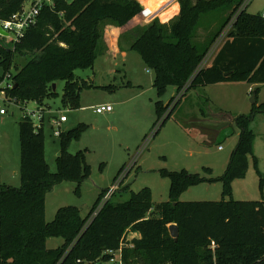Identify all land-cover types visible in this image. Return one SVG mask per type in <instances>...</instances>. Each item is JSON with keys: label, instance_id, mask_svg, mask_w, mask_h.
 I'll return each mask as SVG.
<instances>
[{"label": "trees", "instance_id": "trees-1", "mask_svg": "<svg viewBox=\"0 0 264 264\" xmlns=\"http://www.w3.org/2000/svg\"><path fill=\"white\" fill-rule=\"evenodd\" d=\"M25 1L0 0V20L20 11ZM54 1L55 9L44 8L20 43L10 47L0 41V66L5 72L0 82L7 75L12 77L9 95L18 101L43 105L47 98L57 96L53 85L64 81L62 104L78 109L82 89L92 86L80 83L75 71L93 68L104 54L102 39L108 23L121 28L126 49L137 50L154 72L153 86L159 99L170 87L175 89L176 97L168 104L156 103L154 137L190 90L221 83L264 84V18L247 9L240 11L244 0H179L175 12L158 16L149 25L143 23L152 12L142 0ZM225 13L227 19L212 32L211 22ZM233 17L226 41L212 64L203 67ZM200 30L205 36H200ZM257 112H264V104L254 107L249 115L234 117L238 143L222 176L210 177V168L203 169L208 177L184 169L166 171L164 177L171 182L167 202L154 204L149 188L132 191L116 204L106 201L90 224L108 190L100 193L87 216L79 208L67 206L57 211L52 222L45 218L47 195L58 184L64 180L80 184L90 176L83 167L84 155L67 150L71 140L81 138L85 125L60 136L58 172L52 173L45 158L43 119L35 125L22 117L21 186L4 184L0 172V264L102 262L108 258L107 251L121 245L124 264H264V200L237 201L230 193L232 182L244 178L249 169L255 140L249 125ZM203 182L222 183L230 198L180 200ZM171 226L178 228L176 238L171 235ZM51 239L63 241L58 250L48 249Z\"/></svg>", "mask_w": 264, "mask_h": 264}, {"label": "rangeland", "instance_id": "rangeland-1", "mask_svg": "<svg viewBox=\"0 0 264 264\" xmlns=\"http://www.w3.org/2000/svg\"><path fill=\"white\" fill-rule=\"evenodd\" d=\"M166 1L145 0L152 14L145 19L143 25H149L155 19H150V16ZM174 5L158 16L164 17L175 12ZM263 10L264 0H251L247 7L250 14H261ZM227 16L225 13L219 16L218 21H212L211 31L216 33ZM231 30L230 22L212 53L219 51ZM116 32L118 35L113 36ZM103 34L102 49L105 55L98 57L93 68L75 71L80 83L86 81L92 86L82 89L78 109L63 106L64 81L56 84L57 96L47 98L43 105L31 102L22 106L27 111L43 110L45 158L52 173L58 172L57 158L62 150L61 139L55 136L57 127L53 120L60 119L61 116L67 117V122L62 125L64 134L85 125L81 138L71 140L67 150L74 155H84L83 167L88 168L90 176L80 184L64 180L47 195V222H52L57 211L67 206H75L83 216H87L100 193H106L114 185L117 189L111 195L108 205L127 199L132 191L138 193L145 188L150 189L154 204L167 202L171 182L164 177L166 171L184 169L192 174L208 177L210 175L203 169L210 168L213 171L210 177L222 176L238 143L239 130L234 124V117L249 115L254 107L264 104V84L221 83L190 90L182 97L166 125L154 137L156 103L161 101L166 105L176 97L173 95L175 89L170 87L159 99L153 86L154 72H148L150 69L137 50L126 49L127 42L120 37L121 28L108 23ZM200 36H205L203 30H200ZM214 58V55L207 58L203 62L204 66H210ZM4 73V68L0 66V77ZM258 88L257 102L252 103V94ZM184 92L185 90L180 94ZM103 102H110L114 111L96 114L94 110ZM7 108V115H0L1 179L6 185L20 187L19 121L24 110L15 105ZM203 111L209 121L200 116ZM197 118L205 122H199ZM40 123L39 120H34L35 125ZM249 128L255 135L253 156L249 159L246 176L233 181L230 190L231 197L237 201L264 200V112L255 113ZM120 177L122 180L117 184ZM228 198L230 197L224 193L222 183L203 182L184 193L180 200L220 201ZM62 244V240L51 239L47 247L58 250ZM85 262L97 264L100 260Z\"/></svg>", "mask_w": 264, "mask_h": 264}, {"label": "built area", "instance_id": "built-area-1", "mask_svg": "<svg viewBox=\"0 0 264 264\" xmlns=\"http://www.w3.org/2000/svg\"><path fill=\"white\" fill-rule=\"evenodd\" d=\"M67 1L70 2L72 0H67ZM142 1H145V0H142ZM177 1H179V0H167L164 5H161L162 6L161 8H159L152 16H150V19L158 17L159 14L164 12L167 8H169L170 6L175 4ZM250 2H251V0H244L242 6L240 8V11L246 10L248 5L250 4ZM55 7H56V3L54 0H26L20 11L13 14L7 20H0V28H2L4 31L7 32V35H3L0 33V41H3L5 46L14 47L18 43H20L21 40L25 37L26 32L31 27H33L37 24L38 17L44 8H49L51 10H54ZM261 14H262V17L264 18V10ZM235 18L236 17H234L231 21V27H233V24L235 22ZM221 35H220V37H221ZM220 37L217 39V41L215 42V44L213 45V47L209 51L205 60L216 54V53L215 54L212 53V51L215 49L214 48L215 45L220 41V39H221ZM224 42L222 43V46H223ZM216 50H218V49L216 48ZM202 66L205 67L204 64ZM148 72H151V70H148ZM12 88H13L12 77L10 75H7L4 78V80L2 82H0V115L1 116L7 115V113H8L7 106L15 105L16 107H20L21 110L22 109L24 110L22 117L29 118L30 120L33 121V123H34V120H36V121L39 120L41 122L42 119L44 118L43 110H41V111H37V110L27 111L22 106L29 104L31 102H27V101L22 102V101H18L15 98H13L11 95H9V90H11ZM33 103H36V105H39L37 102H33ZM94 111L96 114H105V113H112L114 111V109H113V106L111 104H104V105L98 106ZM66 122H67L66 116H61L60 119L53 120L54 125L57 127V129L55 131L56 137H60L63 134L62 125ZM220 149H222V147H220ZM121 180H122V177H120L119 182L117 184H119L121 182ZM116 189H117V186L114 185L111 190L110 189L108 190L105 197L103 198V201L98 206L97 210L93 213L92 217L89 219L87 224H90L92 222V220L98 215V213L102 209L104 203L110 199L111 195L115 192ZM127 247L132 248L133 246L131 245V246H127ZM211 247H212V249H214L215 243H212ZM123 249H124L123 245H121L120 248L117 250L107 251L106 253L108 255V258L106 260L98 263V264H124L123 255H122Z\"/></svg>", "mask_w": 264, "mask_h": 264}, {"label": "water", "instance_id": "water-1", "mask_svg": "<svg viewBox=\"0 0 264 264\" xmlns=\"http://www.w3.org/2000/svg\"><path fill=\"white\" fill-rule=\"evenodd\" d=\"M0 33L3 35H7V32L4 31L2 28H0ZM16 87V85L14 86V88ZM53 90H56V85H53ZM252 103H256L257 102V91H254L252 94ZM168 104V103H167ZM61 155V152L58 154V157ZM170 232L172 237L176 238L178 236V228L177 226H171L170 227Z\"/></svg>", "mask_w": 264, "mask_h": 264}, {"label": "crops", "instance_id": "crops-1", "mask_svg": "<svg viewBox=\"0 0 264 264\" xmlns=\"http://www.w3.org/2000/svg\"><path fill=\"white\" fill-rule=\"evenodd\" d=\"M118 35V33L116 32V33H113V36H117ZM111 48H113V47H111ZM111 52H114V50H111ZM116 57V54H114V58ZM216 85H218V84H216ZM212 86H215V85H212ZM175 94V91H174V93H173V95ZM104 104H110V102H103V103H101L100 105H104ZM222 114H224V112H222ZM230 115V114H229ZM200 116H203V117H205V119H206V121H209V119H208V117H206L205 116V114H202L201 113V115ZM236 116H239V115H236ZM198 119V118H197ZM198 121L199 122H205V121H203V120H199L198 119ZM220 122V121H219ZM238 137H239V135H238Z\"/></svg>", "mask_w": 264, "mask_h": 264}]
</instances>
